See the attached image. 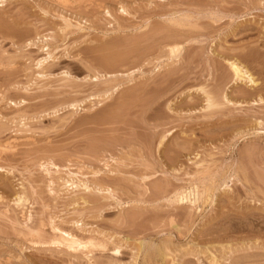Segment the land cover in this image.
Wrapping results in <instances>:
<instances>
[{"label":"rangeland","instance_id":"obj_1","mask_svg":"<svg viewBox=\"0 0 264 264\" xmlns=\"http://www.w3.org/2000/svg\"><path fill=\"white\" fill-rule=\"evenodd\" d=\"M263 89L264 0H0V264H264Z\"/></svg>","mask_w":264,"mask_h":264},{"label":"bare ground","instance_id":"obj_2","mask_svg":"<svg viewBox=\"0 0 264 264\" xmlns=\"http://www.w3.org/2000/svg\"><path fill=\"white\" fill-rule=\"evenodd\" d=\"M168 26V25H167ZM170 31V30H169ZM174 35V34H173ZM181 36V35H180ZM179 36V37H180ZM167 37V36H166ZM185 37V36H184ZM176 39V38H175ZM174 40V39H173ZM178 40V39H177ZM179 47V46H178ZM178 47H171V52L172 53H174V55L176 54V52L177 51H180L179 50V48ZM144 50V49H143ZM138 53V52H137ZM163 54V53H162ZM112 56V55H111ZM112 58V57H111ZM44 59V58H43ZM44 61V60H43ZM40 62H42L41 60L39 61V63ZM41 64V63H40ZM230 67L232 68V71H233V73H234V75H235V78L236 79H238V80H241L242 78H245V79H247L248 80V82H250V83H252V84H256L257 82H255L254 81V79H253V77L251 76V74H250V72H248V70L246 69V68H244L239 62H237L236 60H235V58H234V61H231L230 62ZM226 78V77H225ZM258 85H259V83H258ZM257 88V87H256ZM264 90V89H263ZM208 95V94H207ZM248 98V97H247ZM262 98V97H261ZM261 98H259L260 100H261ZM249 99V98H248ZM242 100V99H241ZM207 102H208V106H213L214 104L216 105L217 104V101H216V99H215V101H214V99L210 96V95H208L207 96V100H206ZM156 105V104H155ZM214 107H216V106H214ZM163 140V139H162ZM160 142V141H159ZM239 176V175H238ZM243 178V177H242ZM74 184V183H73ZM73 184H69V185H72V186H76V185H73ZM84 185V184H83ZM86 185V184H85ZM85 187V186H84ZM86 188V187H85ZM198 191H199V189H198ZM201 192V191H200ZM213 192V191H212ZM182 194H184V193H182ZM212 197V196H211ZM19 199H20V197H19ZM18 198H17V200H19ZM180 199H182V198H180ZM178 200V199H177ZM20 201V200H19ZM232 214V213H231ZM248 214V213H247ZM239 215V214H238ZM241 216V215H240ZM248 216V215H247ZM258 216V215H257ZM239 218V217H238ZM236 219V218H235ZM261 219V218H260ZM232 220H233V218H232ZM249 220V219H248ZM259 220V219H258ZM238 222V221H237ZM237 222H236V224H237ZM241 222V221H240ZM251 222V221H250ZM253 222V221H252ZM242 223V222H241ZM249 223V222H248ZM231 224V223H230ZM233 224V223H232ZM240 224V223H239ZM244 224H245V222H244ZM251 224V223H250ZM259 224V223H258ZM256 225V224H255ZM254 225V226H255ZM260 225V224H259ZM245 226V225H244ZM247 226V225H246ZM250 226V225H249ZM238 228V227H237ZM250 228V227H249ZM253 228V227H252ZM263 228V227H262ZM264 229V228H263ZM231 231V230H230ZM248 231V230H247ZM218 232V231H217ZM217 232H216V235H217ZM255 233H257V231H255ZM231 235V234H230ZM67 236H69V235H67ZM209 236V235H208ZM212 236H214V235H212ZM211 236V237H212ZM218 236V235H217ZM235 236V235H234ZM65 238V237H64ZM242 239V238H241ZM63 240H65V242L67 241L66 239H63ZM69 241V240H68ZM76 240H74V238H70V242L71 243H76L75 242ZM250 242V241H249ZM80 243V242H79ZM145 243V242H144ZM164 243V242H163ZM202 243V242H201ZM78 244V243H77ZM146 244V243H145ZM168 244V243H167ZM170 244V243H169ZM194 244V243H193ZM70 245V244H69ZM74 245V244H73ZM140 245L142 246V244H141V242H140ZM71 246V245H70ZM226 246V245H225ZM151 247V246H150ZM152 247H153V245H152ZM162 247H164L163 245H162ZM191 247V246H190ZM199 247V246H198ZM203 247V246H202ZM216 247V246H215ZM139 248V247H138ZM160 248V247H159ZM158 248V246H157V244H156V248H154V250L155 249H159ZM165 248V247H164ZM166 248H168V247H166ZM221 248H223V247H221ZM228 248V247H227ZM142 249V248H141ZM163 249V248H162ZM161 249V250H162ZM184 249V248H183ZM201 249V248H200ZM209 249V248H208ZM208 249H207V251H208ZM212 249H213V247H212ZM217 249V248H216ZM116 252H118V250L116 249V247H115V249H114ZM146 250H148V249H146ZM164 250V249H163ZM169 250V249H168ZM141 251V250H140ZM203 251V250H202ZM201 251V252H202ZM228 251H229V249H228ZM227 251V252H228ZM157 252V251H156ZM161 253L162 252H164V251H160ZM210 252V251H209ZM223 252V251H222ZM245 252V251H244ZM144 253V252H143ZM146 254H148L147 252H145ZM214 253V252H213ZM213 253H212V255H210L211 257V259H210V263L211 264H216L217 263V261L219 260V259H217V257L216 256H214L213 255ZM145 254V255H146ZM154 254V253H153ZM208 254V253H207ZM164 255V254H163ZM218 255V254H217ZM233 256V255H232ZM144 257V256H143ZM163 257H165V256H163ZM225 257V256H224ZM240 257V256H239ZM150 258V257H149ZM149 258H147V259H149ZM180 259V258H179ZM203 260V259H202ZM238 260V259H237ZM144 261V260H143ZM242 261V260H241ZM193 262V261H192ZM235 262V261H234ZM233 262V263H234ZM208 263V262H207ZM190 264V263H189Z\"/></svg>","mask_w":264,"mask_h":264}]
</instances>
